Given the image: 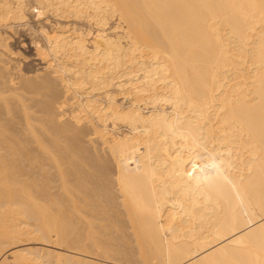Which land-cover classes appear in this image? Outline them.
Returning a JSON list of instances; mask_svg holds the SVG:
<instances>
[{
  "label": "bare ground",
  "instance_id": "bare-ground-1",
  "mask_svg": "<svg viewBox=\"0 0 264 264\" xmlns=\"http://www.w3.org/2000/svg\"><path fill=\"white\" fill-rule=\"evenodd\" d=\"M35 1L0 23L96 31L46 27L21 89L0 34V264H264V0Z\"/></svg>",
  "mask_w": 264,
  "mask_h": 264
},
{
  "label": "rangeland",
  "instance_id": "rangeland-1",
  "mask_svg": "<svg viewBox=\"0 0 264 264\" xmlns=\"http://www.w3.org/2000/svg\"><path fill=\"white\" fill-rule=\"evenodd\" d=\"M28 2L31 4V5H33L34 7L36 6H38V4H36V1L35 0H28ZM35 3V4H34ZM30 5V6H31ZM33 6L32 7H29L28 8V15H29V17L31 18L30 19V21L33 23H31L30 22V24H14L12 21V24H10V25H14L13 26V28H11L10 29V27L9 28H7L5 25H3V24H1L0 23V34L2 33L3 35L5 34H7V37L8 36H10V37H8V39L9 40H7V42H8V44L10 45L9 47V49H11L10 50V53H11V55H12V57H11V55H10V53L8 52L9 51V49H8V51H7V53H9V54H7L9 57H11L10 59L9 58H7L8 56L6 55V59H8L9 61H11L12 62V64L14 63V66H10V69L9 70H11V74L15 71L14 69H20L21 71H19L18 73H16L17 71H15L14 73H16V74H20V75H17L16 76V74L14 75V79H17L18 81L16 82V80H14L15 81V83L17 84L19 81L21 82V81H23L24 80V82H19L18 84H17V86L18 87H20V88H18L17 87V89H21V88H23V85L26 83L25 81H29L30 79V81H36V82H39V79H45L46 77H45V73H46V76L48 77V76H50L51 77V75H52V77H54L55 75H54V73H53V69H52V67L50 68L49 66V61L42 55V54H39V52H38V50H36L37 49V45H36V43H35V40L36 41H42V39L44 38L43 37V35H42V32H43V30L47 27L50 31H52V29L54 28V27H56V26H59L60 24H64V22H67L68 24L67 25H69L70 27L72 26V27H74V26H77V28L78 27H81V28H84V29H86V30H88V31H90L91 32V34H90V36H89V38H90V41L92 40V35L93 34H95V31H96V27L95 26H93V24H89V21L87 20V18H75V17H70V18H56V17H51L50 19H49V21H43L42 22V19H38L37 20V15L35 16L33 13H32V9L34 10V8H33ZM37 13V12H36ZM32 14V15H31ZM35 17H34V16ZM73 18V19H72ZM35 19V20H34ZM66 19V20H65ZM71 19V20H70ZM36 20H37V22H36ZM70 20V21H69ZM85 20V21H84ZM34 21V22H33ZM88 21V22H87ZM42 22V23H41ZM44 22H45V24H44ZM79 23V24H78ZM43 25V26H41V25ZM2 26V27H1ZM26 27V28H25ZM92 27V28H91ZM95 27V28H94ZM15 28V29H14ZM43 28V29H42ZM32 29V30H31ZM13 30V31H12ZM18 30H19V32H18ZM3 31V32H2ZM8 32V33H7ZM14 32V33H13ZM30 34H29V33ZM34 32V33H33ZM36 32V33H35ZM33 37H34V39H33ZM11 38V39H10ZM15 41V42H14ZM14 42V43H13ZM15 51V52H14ZM18 51V52H17ZM13 53V54H12ZM15 55H17V56H15ZM41 55V56H40ZM37 56H39V57H37ZM24 57V58H23ZM36 57V58H35ZM41 57V58H40ZM26 58H27V60H26ZM17 59V60H16ZM22 59H24V60H22ZM43 59V60H42ZM7 60V61H8ZM14 62H13V61ZM21 60V61H20ZM6 61V62H7ZM7 62L8 64L10 63V62ZM16 61V62H15ZM31 61V62H30ZM45 61V62H44ZM46 61H48V62H46ZM22 62V63H21ZM20 63V64H19ZM7 64V66H8V68H9V65ZM11 64V65H12ZM18 64V65H17ZM27 64V65H26ZM20 65V66H19ZM23 65H24V67H23ZM30 65V66H29ZM36 65V66H35ZM19 67V68H18ZM12 68V69H11ZM45 68V69H44ZM12 70H13V72H12ZM44 70V71H43ZM48 72V73H47ZM50 72H52L50 75H49V73ZM32 73V74H31ZM22 74H24V75H22ZM28 74V75H27ZM34 74V75H33ZM43 74V75H42ZM13 75V74H12ZM23 77H22V76ZM40 75V76H39ZM54 75V76H53ZM20 76L22 77V78H24V76H26V78H24V79H20ZM32 76V77H31ZM38 76V77H37ZM41 77V78H40ZM42 77H44V78H42ZM19 78V79H18ZM29 78V79H28ZM39 78V79H38ZM23 83V84H22ZM57 83H60V82H57ZM60 86H62V84L60 83ZM63 88H64V86H62ZM62 87H61V91H65V90H63L62 89ZM22 90H24V91H26V94L24 95L23 94V92H22ZM22 90H19V93H18V90H16L15 91V93L14 94H17L18 93V95H24V96H26V95H28L29 93V97H27L28 99L30 98L31 99V97H34V95H36L35 93H33L34 95L33 96H30V95H32V92H28L27 90H25V89H22ZM14 91V90H13ZM8 92V91H7ZM6 92V94L7 95H12L11 93H10V91L7 93ZM62 92V94L63 95H65L64 93ZM28 93V94H27ZM13 94V95H14ZM26 97H23V99L24 100H26L27 98ZM40 99H42L41 97H39ZM29 99V100H30ZM29 102V101H28ZM67 107H69V104L68 105H66ZM35 110H33V112H34ZM36 113L34 114L33 113V124L35 123H38L37 121L35 122V119L36 118H40L41 117V112H37V111H35ZM39 114V117L36 115V114ZM35 115V116H34ZM34 117H36V118H34ZM38 120V119H37ZM39 121V120H38ZM39 124V123H38ZM37 125V124H36ZM38 126V125H37ZM37 126H35V128L37 127ZM39 126H41V123H40V125ZM38 126V127H39ZM39 131H41V128H37ZM58 189V188H57ZM56 189V190H57ZM59 190V189H58ZM66 244V243H65ZM68 244V243H67ZM23 245H24V247H31L32 248V250H34V251H36L37 252V255H38V253H39V255H42V256H44V258L43 259H41L40 261H41V264H46V263H44V261H47V256H46V254L48 253V250H50V249H52V250H57V251H59L58 250V248H55V247H53L52 246V244L50 245V244H48L46 241H35V240H32L31 242H25V243H23ZM68 245H70V244H68ZM33 251V252H34ZM55 251H53L52 252V254H54V252ZM60 251H63V252H66V254L68 253V251H65V250H60ZM35 253V252H34ZM70 253V252H69ZM56 254V253H55ZM65 254V253H64ZM35 256V255H34ZM46 256V257H45ZM54 256V255H53ZM52 256V257H53ZM82 257H87L88 259H91L90 260V262L92 261L93 263H94V261L96 262V263H94V264H127V260L125 259V261H124V259H123V261L122 262H120V260H122V258H119V260H113L112 258H111V260H106L104 257H100V256H97L96 258L95 257H93L92 255H90L89 257L88 256H82ZM101 258V259H99V258ZM11 259V258H10ZM53 260H54V258H52ZM104 259V260H103ZM55 261V260H54ZM56 262V261H55ZM55 262H54V264H55ZM99 262V263H98ZM120 262V263H119ZM129 264V263H128Z\"/></svg>",
  "mask_w": 264,
  "mask_h": 264
}]
</instances>
